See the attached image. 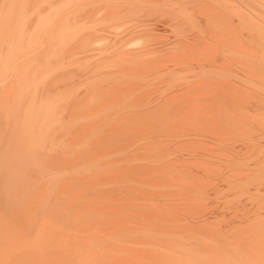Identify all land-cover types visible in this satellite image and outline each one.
I'll return each instance as SVG.
<instances>
[{
	"label": "rangeland",
	"instance_id": "rangeland-1",
	"mask_svg": "<svg viewBox=\"0 0 264 264\" xmlns=\"http://www.w3.org/2000/svg\"><path fill=\"white\" fill-rule=\"evenodd\" d=\"M31 1L32 0H0V46L3 45L0 47L1 48L0 49V61H1V66H2L1 69L4 70L3 74L5 73L2 77V79L0 78V95H1L0 123L2 125L4 123L6 124L7 128H6V131L3 129V134H4V139L6 141H8V143H9L6 147V145L3 142V150H4L3 161H4V158L6 157L7 161H8L7 163L11 162L10 161V154H11V150L15 144V140L17 138V132L21 133L22 129L26 128V125H25L26 121H24L22 123L23 126L18 125L20 122V118L22 120L24 119V117L26 116L27 105H29V103L32 100H34L32 94L27 95V96H26V94H22V95L20 94V96L18 94L23 89L22 86L30 84V80H33L36 75H39L40 80L36 81V84L38 85L37 91L39 92V95H40L39 96L40 99L38 97V100H41L42 103H43V101H44V103H46L47 102L46 99H48V101H49V99L53 100V101H57V103L53 102V105L51 104V106H53V107H51L50 103H49L47 106V109H49V111L45 112V116H47L48 118L49 117L54 118V121H52V122H54L55 124L53 123L54 126L51 127L52 124L47 123L49 120L44 121V123L42 125L43 127L40 128L39 133H38L37 129H34L32 131L35 132L34 137L37 141L47 138V135H48V141H51L52 142L51 146H53V145L54 146L52 148H50L48 151H47V149L49 147H46V148L40 147V148H38V150L35 154H31V155L39 156V158L44 163H51L54 165H55L56 161L55 162L53 161L54 162L53 163L52 159L54 158L55 160H57L58 157H60L61 161L59 163H57L59 165V167L56 164L57 169H59L62 166L61 169H59L60 171H67L66 174H68V176L75 175L76 176L75 179H78L79 177L81 178L85 175L89 176L88 179H84L85 185L83 186V188H81V187L79 188L77 185H75V192L71 196H76V198L78 200H80L84 194V191L91 193V194H94V192H98V191H101V193H104V190H109V188H112V189L114 188L115 191L116 190L130 191L131 189H133V187H134V189H136L135 187H139L140 192L143 189L142 190L143 193L142 192L140 193L138 191V189H136L140 193V195L143 196L140 198H144V199L140 200L139 198L136 197V200L138 199L139 201H135V203L138 204L140 201H142L141 204L143 205L145 202L146 204H144V206L147 205V207H146L147 209L143 206H140L141 205L140 203L138 204L139 206L137 204H133L134 198H132V197L129 198V196H126L125 199H128V200L132 199V200H130V201H132V203H131L132 208L137 205L135 207L136 209L134 208L136 215H134V217L129 215L131 218L126 216V211H125L126 209L124 207V208H122V210L120 209L121 210L120 212L118 211V213H120V215L123 214V216L121 215L117 219L118 220L120 218L125 219L127 221H124V223H128V224H132V223L136 222L138 225L135 223L137 225V228H136V225H133L134 228L138 229V226H139V229L144 230V231H148L151 234V237L141 238V240H145V241L148 240L149 245L152 246V248L150 249L152 251V254H158L159 251L163 250V248H164V247L162 248L161 246H167V244L164 242L163 239H155L154 237H152L153 231H151V230L153 229V227L151 226L152 223H150L151 224L150 225L148 223V221L153 220V219L154 220L159 219L161 221L157 220L158 222L164 223L165 221L168 222L170 220V218L173 217L175 223L171 224L172 220H170V222L167 223V224L170 223V225H168V226L164 225V226H166V229L161 228L164 226L163 225L160 226L161 224H159V225H157V227L155 226L156 228L154 227L156 229V231H159L160 229H165L164 231H166V230L169 231L170 228H172L171 230H174L173 226L175 229L177 228V230H179V229H182V227H186L187 225L194 224L193 223L194 220H197L198 223L201 221V223L205 227V229L209 230L208 231L209 235L229 236V234H230V236L233 235V237L238 238V236L242 235L240 232V231H242L244 233L243 234L244 236H241L243 240L244 239H250L252 237V235L256 236L259 239V241L257 243L258 245H256L257 247L254 248L257 252H254L255 250H253V248L251 249L249 247H245L249 250L248 252H250L251 254L257 253L259 256L264 258V255H260L261 251L264 254V234H261L260 232H258L262 226L260 227L258 225L260 228H257L258 227L257 225L254 226V227H256V229H258V231L255 229V232L244 230L245 229L244 225H247L248 222L250 220H252L253 218L259 219V220H261L262 223H264V159H263L264 158V149H263L264 148V110H263L264 109V91H263L264 90V85H263L264 84V80H263L264 66L258 64V61H262V62L264 61V56L262 55V54H264V49H263L264 48V31H263L264 30V11L252 8L251 4L247 0H222V1L221 0H212V1L211 0H209V1L208 0H141L142 2H140V0H133V1L131 0L132 1L131 4H133V5L129 4L130 0L129 1L128 0H34L33 3ZM144 1H145V3H144ZM179 1H180L181 5L179 4ZM214 1H216V2H214ZM254 1H255V3H257L259 5L264 4V0H254ZM29 2L31 3V5L34 4L35 6L33 5L31 7ZM125 2H127V4ZM215 3H217V4L219 3V4L217 5ZM209 4H214V5L211 6ZM58 5H60V7H58ZM197 5H200V6H197ZM205 5H208V7H204ZM219 5H221V6L219 7ZM27 6H28V8H27ZM100 6H102V7H100ZM54 7H56V8H54ZM184 7H188V12L190 13L192 18L188 19V22L182 21L183 17L179 18L180 23L177 26L174 23V20H172L171 17L170 18L168 17L167 13L170 10L179 9L180 10L179 14H180V16H182V14L187 13L184 10ZM33 8H35V9H33ZM199 8H201V9H199ZM208 8L210 9L209 11H207ZM220 8H222V9H220ZM38 9H39V13H41V15L43 14L42 11H44L45 13L49 12L48 20H45V22H47V23H44L45 25L42 24V26H43L42 28L40 26V28H41L40 30H38V27H39V25H38V27H37L38 31H33V30H36L35 29L36 25H35V22L33 21V19H31L32 18L31 16L34 15V17H36L37 12L35 10L38 11ZM42 9H44V10H42ZM109 9H111V10H109ZM213 9L214 10L219 9V11L223 10V12H224V10H227V12H225V14H223V13L221 14V12H219L217 10H216L217 12L212 11ZM22 10H23V12H22ZM40 10H41V12H40ZM202 10H203V12H202ZM205 10H206L207 14H208V12L212 11L215 13H219L223 16L227 15L230 19L229 20L226 19V20L229 22V24H230L229 26H231L233 28V34L226 33L225 31L220 32L218 30H214V32L217 35L220 32L219 33L220 36H219V38H217L218 36L214 35V33L212 32L213 31V29L211 28L212 26L209 27V24L206 25V23H209V22H207V20H206V18L208 19V17L205 14L206 12H204ZM230 10H232V11H230ZM263 10H264V6H263ZM33 11L35 12V14ZM100 11H101V13H99ZM26 13H29V15H27ZM110 13H112V14H110ZM103 14H104V16H103ZM92 15H94V17ZM242 15L245 17H243ZM260 15H262L263 18L258 17ZM97 16L99 18H95ZM19 17H21V18H19ZM49 18L51 21L49 20ZM91 20H93V21H91ZM12 25L13 26L20 25V26L18 27L17 30H12L11 29ZM44 26H46V27L44 28ZM91 26L94 30L91 28ZM98 26H100V27H98ZM223 26H225V25H222L220 27H223ZM25 27H26V29H28L30 27V30L28 29L26 32ZM220 27H219V29H220ZM68 28H69V31L71 32V37L69 36ZM195 28H196V30H194ZM208 28H209L211 33L209 32V30H206ZM31 29H33V30H31ZM77 29H79V31L76 33ZM103 29H104V31H103ZM185 29H187V30H185ZM99 30L102 31L103 34ZM204 30H206V31H204ZM221 30H222V28H221ZM28 31H31L33 33L27 35ZM63 31H65V32L62 33ZM57 32H59L60 34ZM91 32H92V34H89ZM93 32H96V33L98 32V33L96 34ZM58 34L61 36V37L59 36L60 39H59V37H57ZM212 35H214V36H212ZM10 36H11V38H10ZM51 36H54L55 38H52ZM92 36H94V37H92ZM211 36L213 37L211 39L212 42L210 40ZM62 37H64V40L66 39V41H64ZM69 37H70V40H69ZM61 38L64 42L61 40ZM214 38H215V41H214ZM2 39H4L3 42H2ZM50 39H51V41H53V39H54V41H53L54 43L51 41L49 43ZM90 39H92V40H90ZM179 39L182 41V43L179 42L180 41ZM36 40L39 42V43L37 42L38 44L36 43ZM60 40H61V42H59ZM68 41H69V45L66 44V43H68ZM196 41L199 43V45ZM255 42H257V43H255ZM55 43H59V44H58V47H56L57 53L54 52V54H53L52 52L55 51L54 50L55 47L53 44H55ZM49 44L50 45L52 44L54 49ZM65 44L67 47L64 49ZM183 44L186 45L187 49H186L185 45L183 46ZM256 45H258V48L255 47ZM55 46H57V44ZM253 48H255V49L252 50ZM259 48L261 49V51ZM152 49H154V51ZM250 50H251V52H249L250 53L249 54L250 56H249L246 51H250ZM186 51H188V52H186ZM44 52H46V53H44ZM157 52H159V53H157ZM254 52H256V53H254ZM17 53H18V55H17ZM50 53H52V54H50ZM184 53H185V55H184ZM189 53L190 54L193 53L195 55H188ZM245 53L247 54V56H245L246 55ZM254 54L257 55L258 57L256 58V56ZM121 55H122V58H121ZM14 56H15V58H14ZM191 56H192V58H191ZM251 56H252V58H251ZM46 57H47V59H46ZM187 57H189V58H187ZM49 58H51V60ZM182 58H183V60H182ZM246 58H248V59L246 60ZM128 59H130L132 61L129 62ZM158 59L159 60L161 59L160 62L158 61ZM195 59L196 60L198 59V60L196 61ZM68 61H71L69 65H68ZM192 61H193V64H192ZM15 62L16 63L19 62V64L17 63L18 64L17 65ZM77 62H78V64H77ZM104 62H105L106 67H104ZM158 62L160 63V65L158 64ZM195 62L197 65L195 64ZM197 62L199 63V65ZM14 63L16 66L14 65ZM183 63L185 65L187 64L186 67H190V68L187 69ZM106 64H108L110 66L108 67V65H106ZM164 65H165V67H164ZM100 66H101V68H100ZM168 66H169V68H167ZM238 66H240V67H238ZM252 66H254V67H252ZM9 67H11V68H9ZM170 67H172V68H170ZM198 67H200V68H198ZM214 67H216V68H214ZM105 68H106V71H105ZM236 68L238 70H236ZM247 68L249 70L248 72H250L252 74L247 75V73H248L246 70ZM148 69H151V71L148 72ZM178 69H180V70H178ZM190 69H191V72H190ZM198 69L199 70L201 69V70L198 71ZM206 69H207V71H206ZM17 70H19V71H17ZM138 70H139V73H137ZM140 70H142V71H140ZM140 72H143V73L140 74ZM168 72L171 75H169ZM196 72H197V74H196ZM147 73H149V74H147ZM253 73L255 75H253ZM145 74L147 76L149 75V77H147ZM172 74H174L175 76ZM191 74H193V75H191ZM218 74L219 75L224 74V77H220V78L234 80L235 81L234 83H236L240 87H241V85L243 86V87H241V91L244 90L243 91V94L245 92L244 99L245 98L246 99L243 100L242 104L244 105L245 110H247L249 112V114L245 113L244 119L240 120V124H238L237 128H235V129L229 128L228 126L231 125V122H229V121L222 122L220 124V125H222V127H221V126H212V124H210V122L207 120V121H204V123L199 127L194 126V125H192V126L190 125V128L192 127L195 130V132H194V130L192 131V128H191L189 132H191V131L194 132V134H191V133L185 132V131H188L189 129H186L183 132L182 130L184 128L181 129L180 128L181 126L179 127V129L177 126H173L174 129L170 130V131L173 130L171 133H170V131H167L166 133H164L166 129L169 130L172 126L168 127V128H166L167 126L164 127L166 129H164V128L160 129L159 128L161 130V131H159V129H157L155 126L149 125L147 127V125H146V127H145L146 132L142 128H139L136 131V133L131 132L130 134H128V136L124 135L123 137L122 136L118 137L119 135H117V134H122L123 132L117 131L112 136H109V138H107L106 140H102L106 134L107 129L111 125H113V123L121 122L119 120L120 119L122 120V118H123V121L127 120L128 118L131 117L132 114H133V117L136 116L139 112H141V110L143 111L145 109L144 107H150L151 108L152 106L157 105L156 102H158L159 99L162 102L163 99H165L164 98L165 95H166L165 97H167L168 95L171 96L173 94H176L177 92H175L174 90H177L178 88L180 89L181 83L186 82V80L192 81V80H198V79H206V77H207L208 80L213 81L215 79H218V77H217V76H219ZM260 74L261 75L263 74L262 77L260 76ZM18 75H20V76H18ZM106 75H108V76H106ZM197 75H199V76H197ZM251 75L254 77L255 81L250 80V77L253 79V77ZM209 76H211V77H209ZM245 76L246 77L248 76V77L245 78ZM197 77H199V78H197ZM260 77L262 79H260ZM145 78L147 81L149 78V81L147 82L145 80ZM150 78H151V81H150ZM172 79H173V81H172ZM220 80L221 79H218V81H220ZM258 80H260V81H258ZM149 82H151V83H149ZM162 82L164 83L163 86H165L164 90H162L163 89V86H162L163 83ZM258 82L259 83L261 82V83L259 84ZM106 84H107V86H106ZM65 86H67L68 88H66ZM99 86H102V87H100V89H101V91L103 90V92L106 93V94L104 93L105 95L102 92H100V90L97 89V87H99ZM94 87L96 89H94ZM160 87H162V89H160ZM69 88H72L73 92L70 91L71 89H69ZM135 88H136V90H135ZM154 88H155V91H154ZM165 88H167V90L169 92ZM57 89H58V91H57ZM61 90H62V92H61L62 95L60 94ZM67 90L69 91V93H71L70 97L68 96L69 93L67 92ZM93 90H98L103 96L101 95L98 98L100 93L98 94L97 91H94V92H97L96 97L98 99H96L94 97L93 98L91 97L92 99L89 98L88 95L90 93H91V96H93V94H92V93H94ZM148 90H149V93H148ZM164 91H166V93ZM146 92L148 93V95H146L147 94ZM153 92H154V94H153ZM56 93H58V94H56ZM72 93H74V94H72ZM66 94L68 96L67 98L65 96ZM249 94H251V95H249ZM53 95H54V97H56L55 98L56 100L53 98ZM145 95L148 98L144 99ZM61 96H62V98H60ZM44 97H47V98L44 99ZM252 97H254V98H252ZM66 99H68V102L71 99L70 100L71 103L70 102L68 103ZM62 100H64V101H62ZM26 103H27V105H26ZM160 103H158V104H160ZM81 104H82V106H81L82 108L80 107ZM19 106H21V108ZM231 106L237 107L238 105H236V103L233 102L230 105V107ZM8 107L10 109H8ZM77 107H78V109H76ZM230 107L228 109L226 108L227 111L230 109ZM91 108H92V111H90L91 113H90V115H88L89 114L88 110H91ZM3 109H4V112H3ZM75 109L77 111H75ZM70 110H72V111H70ZM135 111H137V113ZM23 112H24V115H23ZM78 112H79V116L77 114ZM133 112H135L136 115ZM48 113H51V114L49 115ZM73 113H75L77 115L75 116ZM83 113L85 114V116L83 115ZM253 113H254V115H253ZM12 114H14V116ZM93 115H94V117H92ZM141 115L143 116L142 113L139 116H141ZM80 116H82V117H80ZM110 116H111V118H110ZM123 116H125V117H123ZM16 117H18V118H16ZM70 117H71V119H70ZM228 117L230 120L231 117L228 115L226 118H228ZM15 118H16V120H15ZM64 118H66V119H64ZM72 118H73V120H72ZM90 118H91V120H90ZM68 120L71 121V124H72L71 129L67 128ZM81 120H82V122H81ZM92 121H94L93 123L96 124L97 127L94 124H92ZM17 122H18V124H17ZM76 122H77V124H76ZM128 123H130V121ZM128 123L123 122V124H125L126 126H128ZM206 123H208L210 125L208 126ZM85 124L87 126L84 127L83 125H85ZM10 125L13 126V128H15V130L12 129V127ZM17 126H19V127H17ZM175 127H177V128L175 129ZM97 128L100 129L101 131L96 136V134L94 132H96V130H98ZM131 130L132 129H129V132ZM180 130H181V133H178V132H180ZM207 130H209V131H207ZM83 131H85L84 132L85 134H83ZM157 131H158L159 135H158ZM155 132H156V134H155ZM14 133H16V134H14ZM172 133L176 134V135H173ZM195 133H197V135ZM92 134H93V136H92ZM23 135H25V134H23ZM146 135H147V137H146ZM18 136H19V134H18ZM87 136H88V138H87ZM143 136H145V139ZM83 137H85V138H83ZM28 138H30V133L26 135L27 140H28ZM146 138L150 139L151 144L149 143L150 141L147 140ZM155 138H156V140H155ZM189 138L191 140L192 139L193 140L192 141L188 140ZM86 139H89V140L92 139L93 141L91 144L86 145L85 144ZM170 139H171V142H170ZM17 140L19 142L20 138H17ZM159 140L161 141L160 143H159ZM198 141L200 143H198ZM201 141H202V143H201ZM146 142H147V144H146ZM165 142L166 143L168 142V144H166ZM195 142H197V143H195ZM152 143H154L153 146H152ZM161 143H162L163 147L160 145ZM144 144H145V146H143ZM191 144H192V147L195 149H193L191 147ZM198 144L201 146H199ZM203 144L205 146L206 145L208 146V144H209V146H208L209 150L207 149V146L205 147V146H203ZM147 145H149L150 148ZM156 145L158 147L160 145L161 148L160 147L158 148ZM25 146H28V144H26ZM64 146L65 147L68 146V149L70 150L69 153L66 152L68 149H65ZM155 146L157 147V149L155 148ZM184 146L187 148V150L185 149ZM146 147L149 149H145ZM199 147H200L201 151H200ZM151 148H153V149L151 150ZM154 149H155V151H154ZM64 150H65V153L63 152ZM202 150L203 151L205 150V151L202 152ZM224 150H226V151H224ZM58 152H59V155H58ZM91 152H92V154H90ZM145 152L148 154H146ZM161 152H164V153H161ZM168 152H169V154H168ZM99 153H100V155L102 154L101 157H100ZM152 153H154V154H152ZM28 154H29V151H28ZM160 154H161V156H160ZM162 154H163V156H162ZM88 155H92V156H90V159H88L89 158ZM213 155L215 157H213ZM126 156H128V157H126ZM141 156H142V158L139 159ZM51 157H52V159H51ZM149 157L151 160L148 159ZM133 158H136V159H133ZM189 158L192 161H189L190 160ZM194 158L198 161H195ZM186 159H189V160H186ZM260 159H262V160H260ZM11 160H12V158H11ZM116 161H118V162H116ZM169 161H170V163H169ZM204 161H206L207 163H204ZM21 162H23L27 165L28 158L21 160ZM201 163L203 165L205 164L206 167L201 166L202 165ZM220 163H221V165H220ZM114 164H115V166H114ZM167 164H168V166H167ZM169 164L171 166V169H169V167H170ZM139 165L142 168H143V166L147 167V168H144L142 170L143 172L141 171V173H143V174H140V175L138 173L139 170L137 171V173L139 175L137 177L139 178L140 176H142L141 178L138 179L136 177L137 173H135V171L139 168H140V170L142 169L141 167H139ZM157 165H159V166L161 165L160 166L161 171H158L160 169V167L158 166L159 167L158 168ZM184 165H185V169H182V168H184V167H182ZM96 166H99L100 168L96 167ZM135 166H136V169H133V167L135 168ZM155 166L158 169L154 168ZM174 166L176 168H177V166H179L180 170L172 169ZM95 167L97 168V170H95L96 169ZM130 167L132 168V170ZM165 167L168 169H163V170H165V173L162 175V171H163L162 168H165ZM82 168H84V170H81ZM151 168L158 171L159 174ZM118 169H120V170H118ZM152 170L154 173H152ZM206 170H208V171H206ZM209 170H212L213 172L210 174L211 171L209 172ZM129 171H131V172H129ZM24 172H25V177H22V178L20 177L17 180V187L20 189L19 195L36 196L39 193H37L38 191H36L33 188L35 183L32 182L34 185L31 183V181H33L34 179H31V180L29 179L33 175H29V173L27 171H24ZM117 172H119L118 176H117ZM133 172L135 174H133ZM166 172H168L169 174ZM181 172H183V174H185V175H183ZM195 172L197 174L200 172L199 174L202 177L197 175ZM130 174H132L135 177H132V175H131V177H132L131 178ZM144 174H145V176H144ZM175 174L179 175V176H176ZM193 174L197 175L198 178L196 176L192 177ZM61 175L66 176L65 174L64 175L61 174ZM127 175L129 176V178H127ZM156 175L157 176L160 175L158 177L159 179L154 178ZM170 175H171V177H170ZM174 175H175V177H174ZM146 176H147V178H146ZM150 176H152V177H150ZM161 176H163L165 178H163ZM52 177L54 178L55 176H52ZM61 177H60V179H58L59 181L57 180L58 182H56V183H55V181H56L57 177H56L55 181L53 180L56 186L58 185L59 182H63V180L66 179V177H65V179H61ZM149 177H150V179H149ZM173 177H174V179H173ZM177 177H179V178H177ZM206 177L209 178V181H208V178L206 180ZM45 178H47V177H45ZM45 178H44V180L47 183H45L43 186L45 189L46 197L53 198V197H51V196H53V194L51 192L53 191L52 188H55V185L54 186L51 185V183L53 181L51 183L49 182L52 180V178H51V180H49L50 177H48L47 179H45ZM130 178H131L132 182L130 181ZM134 178H136V179H134ZM211 178H213V179H211ZM177 179H178V181H177ZM120 180H121V182H120ZM202 180L203 181L205 180V181L203 182ZM23 181H24V183H22ZM128 181H130V182H128ZM183 181H184V183L186 181H188V182L191 181L189 183H196V185L195 184H192V185L188 184V182H186V184L184 185V183H182ZM215 181H217V182H215ZM148 182H151V183L149 184ZM171 182H173V183H171ZM178 182H179V185H178ZM21 183H22V185H21ZM46 184L49 185V186L47 185V187H49L50 192L46 191V189H47V187H45ZM152 184H154V185H152ZM172 184H173V186H172ZM205 185H208V186H205ZM222 185H223V187H222ZM37 186L39 187L40 185H36L35 187H37ZM125 187H127L128 189L129 188H131V189L128 190ZM205 187H207V188H205ZM208 187L210 188V190ZM166 188L168 189L167 191H166ZM198 188L199 189L201 188V190L202 189L203 190L201 191ZM21 189H25L26 191L21 192ZM176 189H178V190H176ZM33 190H35L36 192H33ZM175 190L177 192H174ZM206 190H208V191L206 192ZM187 191H188V193H187ZM39 192L41 193L42 190ZM145 192H147V193H145ZM184 192H186L187 194ZM63 194L65 195L68 193L66 191H63ZM39 195H43V194H39ZM159 195H160V197H159ZM191 195H193L194 197H197V196L198 197H197V199L195 198L196 200H194V197H193V200L191 198H189V200H192L189 202L188 197H190ZM94 197L98 198V200L94 201L95 203H93V205L91 207L92 212H93V214L99 215L98 221H100V223L107 224V221L109 220L107 215L111 214L112 202L106 201L110 198H108L104 195H94L91 197H85L84 202L92 201ZM145 197L148 200H146ZM149 198H150L151 202L149 201ZM203 198H205V199L202 200ZM104 199H105V201H103ZM199 199H201V200H199ZM153 200L156 201L157 203H161V204H158V207H157V204L154 203ZM147 201H149V204L147 203ZM171 201L173 203L175 202L174 204H176V203L178 204L180 202L181 206L179 204L178 207H175L176 208L175 209L173 206L174 205L173 203L171 206ZM13 202H14V200H12L10 203H11L13 212H15L17 209L15 207H13V204H12ZM163 202H165V203H163ZM167 202H168V204L164 205ZM193 202H194V204H193ZM197 202H199V203H197ZM162 203H163L164 207L165 206L167 207L170 203V206L167 207V208H169V210H167V208L165 209L162 206ZM177 204H176V206H177ZM191 204H193L194 206ZM217 205H218V207H217ZM159 206L162 207V209L164 208L165 211H167L166 213L171 212V210L174 209V211H172L173 212L172 214L169 213L170 214L169 217L170 216L171 217L170 218L167 217L168 214H166V213H164L166 216L163 217L161 214V211L162 212H165V211L160 209ZM138 207H143V209L142 208H140V209L141 210L145 209L148 214L151 213V214H149V216L152 215V216H150L151 219L149 216L146 217L147 219L149 217V220L145 224H142L145 221V218L138 216V215H141L140 214L141 211H139L140 209H137ZM183 208H185V210ZM196 208L199 210L197 211ZM209 208H210V210H209ZM22 210L24 212H31V210L28 207H24V206H22ZM147 213L146 214L144 213V215H147ZM174 214L175 215L178 214V215L175 216ZM180 214L183 215V219H181ZM142 215H143V213H142ZM160 215H161V217H160ZM194 215H196V216H194ZM221 215H223V216H221ZM174 216L176 218H174ZM177 216H179V218H177ZM166 217H167V220L169 219L168 221L165 219ZM193 217H195V218L193 219ZM38 219H40V216L38 217ZM64 220H66V218L55 220L51 217H49V218L47 217V220H45L46 226L44 227V230L47 228H55L56 226H59L60 222H64ZM181 220H184V222H181L183 224V226L181 223H180L181 225L175 226V225L179 224V222ZM206 220H207L208 224L206 223ZM214 220L216 222H214ZM140 221H142V222H140ZM176 221H179V222H176ZM230 221L231 222L233 221V222L231 223ZM151 222H153V221H151ZM48 223L50 226H48ZM140 224H141L142 228H141ZM185 224H187V225H185ZM51 225H53V226H51ZM143 225H144V229H143ZM202 225H200V226H202ZM233 225H235V226H233ZM260 225H262V224L260 223ZM128 226H131V225H128ZM180 226H182V227H180ZM198 226H199V224H198ZM210 226H211V228H214L215 230L210 229L209 228ZM216 226H218V227H216ZM232 226L234 227V229L236 228V230H237V226H241L242 230L239 229V230H237V233H235L234 231L232 233L231 230H234ZM231 227H232V229H230ZM157 228L158 229L160 228V229L157 230ZM225 228L227 230L228 229L229 230L226 231ZM155 229H153V230H155ZM223 229H224V231H223ZM252 229H253V227H252ZM261 230H263V228H261ZM220 231H221V233H220ZM213 232H215V233L213 234ZM223 232H225V233L223 234ZM226 233L227 234L229 233V234L227 235ZM50 234H52V233H50ZM229 239H230L229 243H233V241H235L233 238H232V242H231V238H229ZM124 240L121 239V241H119V243L120 244H132V242H130L129 240H127V239H124ZM141 240L139 239L136 241H141ZM152 240H153V242L151 243ZM145 241H144V243H147ZM167 241L168 240H166V242ZM156 242L158 243V245L156 244ZM168 242H171V241H168ZM241 243H244V242L242 241ZM246 244L248 245L249 243L246 242ZM255 244H252V245H254V247H255ZM147 245H148V243H147ZM241 246L239 245V247H241ZM236 248H237V246H236ZM104 249L105 248H103V250ZM105 250H107V248ZM234 250L236 251L235 248H234ZM240 250H241V248H240ZM168 251L170 253V250H168ZM237 251H239V248L237 249ZM241 252H242V250H241ZM179 254H180V252H179ZM163 255H164V257L167 256L166 253H164ZM258 255H256V258H258ZM178 257L184 258L186 256H181V255L176 256V258H178ZM167 258L169 260L170 256H167Z\"/></svg>",
	"mask_w": 264,
	"mask_h": 264
},
{
	"label": "bare ground",
	"instance_id": "bare-ground-1",
	"mask_svg": "<svg viewBox=\"0 0 264 264\" xmlns=\"http://www.w3.org/2000/svg\"><path fill=\"white\" fill-rule=\"evenodd\" d=\"M34 0H32L31 2L33 3ZM129 1V0H128ZM127 1V2H128ZM133 1V0H132ZM130 0V5H133L131 4L132 2ZM209 1V0H208ZM212 1V0H211ZM222 1V0H221ZM252 8H255L257 10H261V11H264L263 10V6L264 4H257L255 3L254 0H247ZM127 2H125L127 4ZM140 2H142L140 0ZM139 2V3H140ZM216 2V1H214ZM30 3V2H29ZM39 3V2H38ZM145 3V1H144ZM221 3V2H220ZM46 4V3H45ZM124 4V3H123ZM125 4V5H126ZM179 4L181 5L180 1H179ZM217 4V3H215ZM219 4V3H218ZM217 4V5H218ZM224 4V3H223ZM31 5V3H30ZM34 5V4H33ZM31 5V7L33 6ZM37 5V4H36ZM61 5V4H60ZM60 5H58V7H60ZM114 5V4H113ZM139 5V4H138ZM209 5H214V4H209ZM35 6V5H34ZM163 6V5H162ZM197 6H200V5H197ZM221 5H219L220 7ZM57 7V6H56ZM54 7V8H56ZM102 7V6H100ZM161 7V6H160ZM183 7V6H182ZM204 7H208V5H205ZM203 7V8H204ZM28 8V6H27ZM39 8V7H38ZM99 8V7H98ZM114 8V7H113ZM202 8V7H201ZM199 8V9H201ZM212 8V7H211ZM214 8V7H213ZM35 9V8H33ZM87 9V8H86ZM106 9V8H105ZM131 9V8H130ZM129 9V10H130ZM205 9V8H204ZM222 9V8H220ZM44 10V9H42ZM104 10V9H103ZM111 10V9H109ZM184 10L187 12L186 14H182V16H180L179 12L180 10L179 9H176V10H170L168 11L167 15L168 17L172 20H174V23L178 26L180 21H179V18L183 17L182 18V21L184 22H188V19H191V15L190 13L188 12V7H184ZM210 9L208 8L207 11H209ZM217 10V9H216ZM216 10H212V11H216ZM27 11V10H26ZM37 13H36V17L31 16L33 19V21L35 22V29L36 30H33V31H38L40 30L43 26L42 24L44 23H47L45 22V20H48V15H49V12H44L42 11V15L41 13H39V9L38 11L35 10ZM99 11V10H98ZM108 11V10H107ZM159 11V10H158ZM161 11V10H160ZM206 12V10L204 12H206V16L208 17V19L206 18L207 22L209 23H206V25L209 24V27H211L213 29V33L214 35H217L214 30H218V31H225L226 33H231L233 34V28L231 26H229V22L226 20V19H230L227 15H221L222 13L225 14V12H227V10H223L222 11H219V9L217 11L221 12V14L219 13H215V12ZM216 11V12H217ZM229 11V10H228ZM232 11V10H230ZM23 12V10H22ZM29 12V11H28ZM34 12V11H33ZM41 12V10H40ZM51 12V11H50ZM94 12V11H93ZM113 12V11H112ZM135 12V11H134ZM203 12V10H202ZM30 13V12H29ZM29 13H26L27 15H29ZM87 13V12H86ZM89 13V12H88ZM98 13V12H97ZM101 13V11L99 12ZM103 13V12H102ZM105 13V12H104ZM136 13V12H135ZM160 13V12H159ZM21 14V13H20ZM32 14V13H31ZM35 14V12H34ZM112 14V13H110ZM204 14V13H203ZM89 15V14H88ZM263 15V14H262ZM260 15L258 17L260 18H263V16ZM94 17V15H92ZM99 16V15H98ZM95 17V18H99V17ZM104 16V14H103ZM231 16V15H230ZM243 16V15H242ZM241 16V17H242ZM101 17V16H100ZM245 17V16H243ZM21 18V17H19ZM51 18V17H50ZM49 18V20H50ZM205 18V17H204ZM89 19V18H88ZM93 19V18H92ZM3 20V19H2ZM26 20V19H25ZM117 20V19H116ZM32 21V20H31ZM32 21V22H33ZM51 21V20H50ZM49 21V22H50ZM93 21V20H91ZM190 21V20H189ZM37 22V23H36ZM90 22V21H89ZM121 22V21H120ZM4 23V22H3ZM88 23V22H87ZM224 23V24H223ZM114 24V23H113ZM211 24V25H210ZM39 25V27H38ZM45 25V24H44ZM108 25V24H107ZM222 25H225L223 27H220ZM20 25H16V26H11V29L12 30H17L18 27ZM41 26V28H40ZM48 26V25H47ZM102 26V25H101ZM104 26V25H103ZM106 26V25H105ZM195 26V25H194ZM28 27V26H27ZM37 27H38V30H37ZM46 26H44L45 28ZM100 27V26H98ZM190 27V26H189ZM220 27V29H219ZM61 28V27H60ZM92 28V26H91ZM95 28V27H94ZM105 28V27H104ZM218 28V29H217ZM222 28V30H221ZM26 29V27H25ZM30 30V27L28 28ZM26 29V32L27 30ZM93 29V28H92ZM7 30V29H6ZM94 30V29H93ZM187 30V29H185ZM184 30V31H185ZM196 30V28L194 29ZM206 30H209L206 29ZM204 30V31H206ZM79 31V29H77L76 33ZM97 31V30H96ZM100 31V30H99ZM104 31V29H103ZM264 31V30H263ZM2 32V31H1ZM52 32V31H51ZM65 31H63L62 33H64ZM68 32H69V36L71 37V32L69 31V28H68ZM102 32V31H100ZM107 32V31H106ZM210 32V30H209ZM219 32V33H220ZM33 32L31 31H28L27 35L28 34H31ZM41 33V32H40ZM50 33V32H49ZM59 33V32H57ZM93 33H96V32H93ZM98 33V32H97ZM96 33V34H97ZM211 33V32H210ZM212 33V34H213ZM218 33V37L220 36V34ZM6 34V33H5ZM9 34V33H8ZM60 34V33H59ZM57 35V37H59L60 35ZM89 34H92L89 33ZM95 34V35H96ZM103 34V32H102ZM37 35V34H36ZM50 35V34H49ZM64 35V34H63ZM108 35V34H107ZM212 35V36H214ZM34 36V35H33ZM211 36L210 40L213 38ZM3 37V36H2ZM39 37V36H38ZM52 38H55L54 36H51ZM56 37V38H57ZM61 37V36H60ZM59 37V39H60ZM70 37H69V40H70ZM94 37V36H92ZM105 37V36H104ZM11 38V36H10ZM63 40H64V37H62ZM61 38V40H62ZM91 38V37H90ZM96 38V37H95ZM38 39V38H37ZM182 39V38H181ZM61 40L59 42H61ZM62 40V41H63ZM92 40V39H90ZM180 40V39H179ZM184 40V39H183ZM251 40V39H250ZM4 41V39H2V42ZM11 41V40H10ZM48 41V40H47ZM51 39L49 40V43H50ZM54 41V39H53ZM51 41V42H53ZM66 41V39L64 40ZM63 41V42H64ZM214 41H215V38H214ZM1 42V43H2ZM8 42V41H7ZM38 41L36 40V43ZM56 42V41H55ZM62 42V43H63ZM180 43H182V41L180 40L179 41ZM185 42V41H184ZM183 42V43H184ZM197 42V41H196ZM212 42V40H211ZM39 43V42H38ZM37 43V44H38ZM54 43V42H53ZM178 43V42H177ZM198 43V42H197ZM215 43V42H214ZM257 43V42H255ZM259 43V42H258ZM12 44V43H11ZM48 44V43H47ZM57 44V46H55ZM58 44L59 43H55L53 44L55 49L53 48V45L49 44L50 46H52V48L55 50L53 51L52 53L54 54L57 53L56 51V47H58ZM69 45V41L68 43H66ZM66 44L64 45V49L67 47ZM260 44V43H259ZM258 44V45H259ZM185 44H183L184 46ZM199 45V43H198ZM216 45V44H215ZM252 45V44H251ZM258 45H256L255 47L258 48ZM3 46V45H1ZM0 46V47H1ZM33 46V45H32ZM43 46V45H42ZM149 47V46H148ZM153 47V46H152ZM186 47V45H185ZM155 48V47H154ZM215 48V47H214ZM262 48V47H261ZM1 49V48H0ZM185 49V48H184ZM187 49V47H186ZM255 48H253L252 50H254ZM260 49V48H259ZM264 49V48H263ZM262 49V50H263ZM15 50V49H14ZM41 50V49H40ZM39 50V51H40ZM76 50V49H75ZM154 51V49H152ZM190 50V49H189ZM188 50V51H189ZM258 50V49H257ZM17 51V50H16ZM184 51V50H183ZM186 51V52H188ZM191 51V50H190ZM204 51V50H203ZM261 51V49H260ZM2 52V51H1ZM9 52V51H8ZM42 52V51H41ZM150 52V51H149ZM248 53V55L250 54L249 52L250 51H246ZM46 53V52H44ZM50 53V54H52ZM159 53V52H157ZM256 53V52H254ZM259 53V52H258ZM263 53V52H262ZM261 53V54H262ZM49 54V55H50ZM177 54V53H176ZM246 54V53H245ZM260 54V53H259ZM18 55V53H17ZM183 55V54H182ZM185 55V53H184ZM188 55H195V54H188ZM187 55V56H188ZM240 55V54H239ZM255 55V54H254ZM253 55V56H254ZM264 56V54H262ZM161 56V55H160ZM207 56V55H206ZM247 56V54L245 55ZM244 56V57H245ZM250 56V55H249ZM256 58L258 57L257 55H255ZM254 56V57H255ZM43 57V56H42ZM128 57V56H127ZM239 57V56H238ZM15 58V56H14ZM121 58H122V55H121ZM120 58V59H121ZM126 58V57H125ZM124 58V59H125ZM189 58V57H187ZM186 58V59H187ZM192 58V56H191ZM197 58V57H196ZM252 58V56H251ZM10 59V58H9ZM20 59V58H19ZM45 59V58H44ZM47 59V57H46ZM51 60V58H49ZM209 59V58H208ZM248 58H246L247 60ZM2 60V59H1ZM6 60V59H5ZM40 60V59H39ZM123 60V59H122ZM129 62L132 61L130 59H128ZM161 60V59H160ZM160 60L158 59V61L160 62ZM166 60V59H165ZM183 60V58H182ZM181 60V61H182ZM196 60V59H195ZM198 60V59H197ZM196 60V61H197ZM244 60V59H243ZM250 60V59H249ZM22 61V60H21ZM20 61V62H21ZM49 61V60H48ZM211 61V60H210ZM242 61V60H241ZM39 62V61H38ZM71 61H68V65L70 64ZM158 62V64L160 65V63ZM183 62V61H182ZM8 63V62H7ZM16 63V62H15ZM14 63V65H15ZM19 64V62H17ZM16 63V64H17ZM22 63V62H21ZM96 63V62H95ZM126 63V62H125ZM189 63V62H188ZM198 63V62H197ZM240 63V62H239ZM17 64V65H18ZM78 64V62H77ZM184 64V63H183ZM192 64H193V61H192ZM196 64V62H195ZM194 64V65H195ZM258 64L264 66V61H258ZM108 65V64H106ZM176 65V64H175ZM185 65V64H184ZM187 65V64H186ZM185 65V67H186ZM197 65V64H196ZM199 65V63H198ZM213 65V64H212ZM239 65V64H238ZM250 65V64H249ZM248 65V66H249ZM253 65V64H252ZM16 66V65H15ZM110 65H108L109 67ZM147 66V65H146ZM214 66V65H213ZM244 66V65H243ZM1 61H0V78L2 79L3 75V71L1 69ZM12 67V66H11ZM9 67V68H11ZM22 67V66H21ZM103 67V66H102ZM104 67L105 66V62H104ZM143 67V66H142ZM165 67V65H164ZM240 67V66H238ZM237 67V68H238ZM250 67V66H249ZM248 67V68H249ZM254 67V66H252ZM251 67V68H252ZM101 68V66H100ZM150 68V67H149ZM162 68V67H161ZM169 68V66L167 67ZM172 68V67H170ZM187 69L190 68V67H186ZM200 68V67H198ZM216 68V67H214ZM236 68V70H238ZM248 68L246 69L247 72L249 71ZM258 68V67H257ZM165 69V68H164ZM186 69V70H187ZM194 69V68H193ZM202 69V68H201ZM200 69V70H201ZM20 70V69H19ZM17 70V71H19ZM109 70V69H108ZM162 70V69H161ZM180 70V69H178ZM198 69V71H200ZM235 70V69H234ZM105 71H106V68H105ZM142 71V70H140ZM146 71V70H145ZM151 69H148V72H150ZM168 71V70H167ZM207 71V69H206ZM242 71V70H241ZM174 72V71H173ZM190 72H191V69H190ZM194 72V71H193ZM9 73V72H8ZM46 73V72H45ZM81 73V72H80ZM137 73H139V70L137 71ZM143 73V72H140V74ZM169 73V72H168ZM240 73V72H239ZM259 73V72H258ZM106 74V73H105ZM139 74V75H140ZM149 74V73H147ZM151 74V73H150ZM154 74V73H153ZM165 74V73H164ZM177 74V73H176ZM197 74V72H196ZM244 74V73H243ZM248 74H252L250 72L247 73ZM68 75V74H67ZM138 75V74H137ZM143 75V74H142ZM146 75V74H145ZM155 75V74H154ZM169 75H171L169 73ZM174 75V74H172ZM190 75V74H189ZM193 75V74H191ZM207 75V74H206ZM219 75V74H218ZM237 75V74H236ZM253 75H255L253 73ZM263 75V74H262ZM262 75L260 74V76L262 77ZM20 76V75H18ZM22 76V75H21ZM91 76V75H90ZM105 76V75H104ZM108 76V75H106ZM147 76V75H146ZM175 76V75H174ZM195 76V75H194ZM199 76V75H197ZM203 76V75H202ZM208 76V75H207ZM239 76V75H238ZM252 76V75H251ZM258 76V75H257ZM144 77V76H143ZM142 77V78H143ZM149 77V75L147 76ZM146 77V78H147ZM192 77V76H191ZM196 77V76H195ZM211 77V76H209ZM208 77V78H209ZM218 79H221L220 81H218V79H215L213 81H210L207 79H198V80H186V82L184 83H181V88L177 89V90H174L175 92H177L176 94H173L171 96H168L163 99V101L161 102V100L159 99V101L161 102H156L157 105L155 106H152L151 108L150 107H144L145 109L141 112H139L137 115V111L133 112L135 113L136 116L133 117V114L131 115V119L128 118L127 120H124L123 121V118L122 120L120 119L119 121L121 122H116V123H113V125H111L107 131H106V134L104 136V138L102 140H106L107 138H109V136H112L113 134H115L117 131H122L123 133L122 134H117L119 135L118 137H123L124 135L125 136H128V134H130L131 132H135L139 129V128H142L143 130H145L146 132V125L147 127L149 125H152V126H155L157 129H163L164 127L168 128V127H171L169 130L166 129L164 133H166L167 131H170L171 129H174L173 126H177L178 129L179 127L181 129H183L182 131L184 132L186 129H189L188 131H185L186 133H191V134H194L195 130L192 128V131L194 130V132H189L190 131V125H194V126H201L204 121H209L210 124H212V126H221L220 125L222 122H231V125H229L228 127L231 128V129H235L238 127V124H240V120H243L244 119V116H245V113L249 114V112L247 110H245L244 108V105L242 104L243 103V100L244 97H245V92L243 94V91H241V87H243L241 85V87L239 85H237L236 83H234L235 81L234 80H231V79H225V78H220V77H224V74H220L219 76H217ZM244 77V76H243ZM248 77V76H247ZM245 76V78H247ZM250 77V76H249ZM253 77V76H252ZM260 77V79H262ZM6 78V77H5ZM145 78V80H146ZM154 78V77H153ZM199 78V77H197ZM202 78V77H201ZM231 78V77H230ZM178 79V78H177ZM249 79V78H248ZM256 79V78H255ZM40 80V76L39 75H36L34 77L33 80H30V84H27V85H24L22 86V90L21 92L18 94L20 96V94H26L27 95H30L32 94L33 95V98L34 100H32L29 105H27V108H26V116L24 117V119L22 120L20 117V122L17 124L20 126L22 125V123L24 121L25 122V125H26V128H23L21 133L17 132V138H20V141L18 142L17 138L15 140V144L11 150V154H10V163H7V158L5 157L4 158V161H3V155H4V150H3V142L4 144L7 145L9 144L8 141H6L4 139V134H3V129L6 131V124L4 123L3 125L0 123V264H264V258H262L261 256H259L257 253H255L256 255H258V258H256V255L255 254H251L250 252H248L249 250L245 247H249V248H253V250H255L254 248H256L258 245V241L259 239L252 235V237L250 239H242L241 236H244L243 232H241L242 235L238 236L237 237H233L230 236H219V235H209L208 234V231L209 230H206L205 227L202 225L201 221L198 223L197 220H194V224H191V225H187L186 227H182L183 224L181 222H184V220H181L180 222L179 221H176V222H179V224L175 225V226H178V225H181L180 227H182V229H179L177 230V228L175 229L174 226H173V229L174 230H171L172 228L169 229V231H164L166 229V226L170 225L167 224L168 222L171 221V224L172 223H175L174 222V219L173 217H169L170 214H172L174 211L171 210V212H168L166 213L167 211H165V209L170 206V203L169 205L166 207L163 206V202L162 203V206L165 208L162 209V207H160V209H162L163 211L165 212H162L161 211V214L163 217H165L166 214L167 217L170 218V220L168 221L167 220V217L165 218L168 222H158V221H161L159 219L157 220H149V217L152 216L149 214L151 213H147V211L144 209V210H141L140 208L143 209V207H147L144 206V204H146L144 201V204L142 205L140 201L139 203L141 204L140 206H143V207H138L137 209H140L139 211L141 215H138V216H141L142 218L144 217L145 218V221L142 223V224H145L148 223H152V227L153 229H155L157 227V225L161 224L160 226H164V227H161V228H165V229H158L159 231H156L152 230L153 231V236L155 239H163L164 242L167 244V246H161L163 248V250L159 251L158 254H152V251L150 250L152 248L151 245H149V242L148 240L145 241V240H141V238H147V237H151V234L148 232V231H144V230H141L139 229V226H138V229L137 228V225L135 223H132V224H128V223H124V221H127L125 219H117L119 218L121 215L123 216V214L120 215V213H118V211L120 212L122 210V208L125 207V211H126V216L130 217H134V215H136V212L134 211V208L139 204L135 203V201H139L138 199L136 200V197L139 198L140 200L144 199V198H140V197H143L142 195H140V189L139 187H135L136 189H138V192L136 189H131V188H127L128 190L130 191H120V190H116L113 188H109V190H104V193H101V191H98V192H94V194H91V193H88L86 191H84V194L82 196V198L80 200H78L76 198V196H71L74 192H75V185H77L79 188H83V186L85 185V182H84V179H88V175H85L83 177H79L78 179H75L76 176L75 175H70L68 176V174H66L67 171H60L59 169H61V167L59 169H57V166L59 167V165L57 163H59L61 161L60 157H58L57 160H55L54 158L52 159V162L56 161L55 165L54 164H51V163H44L40 158L39 156H36V155H31V154H35L38 150V148L40 147H49L47 149V151L52 148L53 146H51V141H48V135H47V138L43 139V140H39L37 141L35 139V132L32 131L34 129H37L38 130V133L40 132V128H42L43 126V123L44 121H48L47 123H51L53 127V123L52 121H54V118L53 117H47L45 116V112H48L49 109H47V106L48 104L50 103V106L51 104L53 105V102L57 103V101H53V100H50L48 101V99H46L47 97H44V99L47 100L46 103H43L41 102V100H38V97L40 96L39 95V92L37 91V88H38V85L36 84V81ZM93 80V79H92ZM250 80H254V77L253 79L250 77ZM263 80H264V76H263ZM147 81V80H146ZM148 81H149V78H148ZM147 81V82H148ZM150 81H151V78H150ZM173 81V79H172ZM176 81V80H175ZM174 81V82H175ZM245 81V80H244ZM255 81V80H254ZM260 81V80H258ZM69 82V81H68ZM85 83V82H84ZM89 83V82H88ZM151 83V82H149ZM163 83V82H162ZM259 83V82H258ZM261 83V82H260ZM259 83V84H260ZM146 84V83H145ZM155 84V83H154ZM250 84V83H249ZM254 84V83H253ZM149 85V84H148ZM164 85V83L162 84V86ZM262 85V84H261ZM260 85V86H261ZM264 85V84H263ZM71 86V85H70ZM107 86V84H106ZM66 88H68L67 86H65ZM100 87L102 86H99L97 87L98 90H100V92H102L103 94L105 92H103V90L101 91ZM112 87V86H111ZM140 87V86H139ZM164 87L163 86V89L162 87H160V89L164 90ZM263 87V86H262ZM248 88V87H247ZM71 89L70 91H72V88H69ZM90 89V88H89ZM94 89H96L94 87ZM105 89V88H104ZM107 89V88H106ZM159 89V88H158ZM167 90V88H165ZM98 90H93L94 91H97L98 94L100 93ZM136 90V88H135ZM144 90V89H143ZM146 90V89H145ZM58 91V89H57ZM66 91V90H65ZM153 91V90H152ZM154 91H155V88H154ZM168 91V90H167ZM264 91V90H263ZM62 90L60 91V94L62 95ZM67 92L69 93V91L67 90ZM73 92V91H72ZM92 92V91H91ZM97 92H94L92 93L93 96H91V93L88 95L89 98H96L98 99L102 94L100 93V95L98 96V98L96 97V93ZM140 92V91H139ZM166 93V91H164ZM169 92V91H168ZM147 93V92H146ZM148 93H149V90H148ZM148 93L146 95H148ZM58 94V93H56ZM71 93H69V97L71 96L70 95ZM74 94V93H72ZM106 94V93H105ZM104 94V95H105ZM144 94V93H143ZM154 94V92H153ZM170 94V93H169ZM248 94V93H247ZM260 94V93H259ZM95 95V96H94ZM144 97L145 98H148V97ZM160 95V94H159ZM164 95V94H163ZM251 95V94H249ZM262 95V94H261ZM44 96V95H43ZM66 98L68 97L67 94L65 95ZM103 96V95H102ZM144 96V95H143ZM158 96V95H157ZM82 97V96H81ZM113 97V96H112ZM116 97V96H115ZM138 97V96H137ZM159 97V96H158ZM248 97V96H247ZM259 97V96H258ZM49 98V97H48ZM53 98L55 99L56 97H54L53 95ZM62 98V96L60 97ZM91 98V99H92ZM249 98V97H248ZM254 98V97H252ZM40 99V97H39ZM95 99V100H96ZM156 99V98H155ZM251 99V98H250ZM256 99V98H255ZM56 100V99H55ZM61 100V99H60ZM67 102H68V99H66ZM71 100V99H70ZM69 100V102H70ZM116 100V99H115ZM152 100V99H151ZM253 100V99H252ZM0 101H1V95H0ZM64 101V100H62ZM75 101V100H74ZM90 101V100H89ZM114 101V100H113ZM141 101V100H140ZM139 101V102H140ZM156 101V100H155ZM261 101V100H260ZM14 102V101H13ZM68 102V103H69ZM118 102V101H117ZM116 102V103H117ZM144 102V101H143ZM147 102V101H146ZM149 102V101H148ZM154 102V101H153ZM236 103V105H238L237 107L235 106H231L230 105L232 103ZM15 103V102H14ZM65 103V102H64ZM71 103V102H70ZM91 103V102H90ZM112 103V102H111ZM145 103V102H144ZM160 103V104H158ZM263 103V102H262ZM3 104V103H2ZM20 104V103H19ZM15 105V104H14ZM25 105V104H24ZM25 105V106H26ZM72 105V104H71ZM92 105V104H91ZM116 105V104H115ZM147 105V104H146ZM252 105V104H251ZM16 106V105H15ZM78 106V105H77ZM82 106V104L80 105V107ZM143 106V105H142ZM254 106V105H253ZM3 107V106H2ZM21 108V106H19ZM53 107V106H51ZM72 107V106H71ZM114 107V106H113ZM230 107V109L227 111V109ZM69 108V107H68ZM82 108V107H81ZM227 108V109H226ZM248 108V107H247ZM8 109H10L8 107ZM17 109V108H16ZM78 109V107L76 108ZM75 109V111H77ZM80 109V108H79ZM81 110V109H80ZM264 110V109H263ZM72 111V110H70ZM89 111V114L90 115V111H92V108L91 110H88ZM87 111V112H88ZM134 111V110H133ZM3 112H4V109H3ZM19 112V111H18ZM83 112V111H82ZM81 112V113H82ZM131 112V111H130ZM76 113V112H75ZM73 113L75 116L78 114L79 116V112L77 114ZM85 113V112H84ZM83 113V115L85 116V114ZM132 113V112H131ZM143 114V116H139L140 114ZM21 114V113H20ZM19 114V115H20ZM49 115L51 113H48ZM72 114V115H73ZM110 114V113H109ZM14 116V114H12ZM18 115V114H17ZM23 115H24V112H23ZM63 115V114H62ZM61 115V116H62ZM230 116V120H229V117L226 118L227 116ZM254 115V113H253ZM11 116V115H10ZM12 116V117H13ZM73 117V116H72ZM82 117V116H80ZM94 117V115L92 116ZM125 117V116H123ZM7 118V117H6ZM18 118V117H16ZM15 118V120H16ZM111 118V116H110ZM66 119V118H64ZM71 119V117H70ZM87 119V118H86ZM103 119V118H102ZM13 120V119H12ZM73 120V118H72ZM91 120V118H90ZM110 120V119H109ZM7 121V120H6ZM111 121V120H110ZM130 121V123H128ZM5 122V121H4ZM15 122V121H14ZM82 122V120H81ZM94 121H92V124ZM96 122V121H95ZM123 122H127L128 123V126H126L125 124H123ZM84 123V122H83ZM118 123V124H117ZM55 124V123H54ZM77 124V122H76ZM87 124V123H86ZM83 125L84 127L87 126V125ZM208 126L210 124L206 123ZM81 125V124H80ZM79 125V126H80ZM96 127L97 125L94 124ZM93 125V126H94ZM11 126V125H10ZM17 126V127H19ZM23 126V125H22ZM71 121L68 120L67 122V128L68 129H71ZM78 126V125H77ZM144 128H143V127ZM151 126V127H152ZM187 126V127H186ZM12 129L15 130V128H13V126H11ZM15 127V126H14ZM105 127V126H104ZM150 127V128H151ZM175 127V129L177 128ZM186 127V128H185ZM79 128V127H78ZM81 128V127H80ZM155 128V129H156ZM11 129V128H10ZM98 129V128H97ZM129 129H132L130 132H129ZM152 129V128H151ZM159 129V131H161ZM153 130V129H152ZM86 131V130H85ZM83 131V134H85ZM101 130L98 129L96 130V132H94L96 134V136L99 134ZM151 131V130H150ZM164 131V130H163ZM162 131V132H163ZM173 131V130H172ZM170 131V133L172 132ZM178 131V130H177ZM209 131V130H207ZM15 132V131H14ZM26 132V133H25ZM114 132V133H113ZM144 132V133H145ZM161 132V133H162ZM237 132V131H236ZM248 132V131H247ZM30 133V138H28V140L26 139V135ZM103 133V132H102ZM158 133V131H157ZM169 133V134H170ZM178 133H181V130L180 132ZM199 133V132H198ZM16 134V133H14ZM19 134V136H18ZM25 134V135H23ZM81 134V133H80ZM133 134V133H132ZM156 134V132H155ZM168 134V135H169ZM173 134V133H172ZM197 135V133H195ZM154 135V134H153ZM159 135V133H158ZM173 135H176V134H173ZM183 135V134H182ZM188 135V134H187ZM201 135V134H200ZM93 136V134H92ZM150 136V135H149ZM164 136V135H163ZM172 136V135H171ZM184 136V135H183ZM199 136V135H198ZM144 139H145V136H143ZM147 137V135H146ZM155 137V136H154ZM158 137V136H157ZM195 137V136H194ZM85 138V137H83ZM88 138V136H87ZM174 138V137H173ZM250 138V137H249ZM147 139V138H146ZM252 139V138H251ZM50 140V139H49ZM150 141V139H147ZM146 140V141H147ZM152 140V139H151ZM156 140V138H155ZM161 140V139H160ZM159 140V143L161 142ZM188 140H191L190 138ZM193 140V139H192ZM191 140V141H192ZM195 140V139H194ZM200 140V139H199ZM250 140V139H249ZM17 141V142H16ZM92 139L89 140V139H86L85 141V144L86 145H89L92 143ZM168 141V140H167ZM187 141V140H186ZM148 142V141H147ZM146 142V144H147ZM153 142V141H152ZM163 142V141H162ZM170 142H171V139H170ZM96 143V142H95ZM100 143V142H99ZM151 144V141L149 142ZM156 143V142H155ZM166 143V142H165ZM197 143V142H195ZM198 143H200L198 141ZM202 143V141H201ZM208 143V142H207ZM234 143V142H233ZM11 144V143H10ZM26 144H28V146H25ZM149 144V145H150ZM168 144V142L166 143ZM205 144V143H204ZM203 144V146H205ZM219 144V143H218ZM149 145H147L149 147ZM154 145V143H152V146ZM162 146V143L160 144ZM159 145V147H160ZM174 145V144H173ZM172 145V146H173ZM194 145V144H193ZM199 145V144H198ZM21 146V147H20ZM145 146V144L143 145ZM157 146V145H156ZM155 146V148L157 149V147ZM195 146V145H194ZM201 146V145H199ZM202 146V147H203ZM207 146V145H206ZM205 146V147H206ZM209 146V144H208ZM208 146H207V149H208ZM2 147V148H1ZM12 147V146H11ZM158 147V148H159ZM163 147V146H162ZM185 147V146H184ZM191 147H192V144H191ZM65 149H68V146H64ZM150 148V147H149ZM149 148H145V149H149ZM161 148V147H160ZM193 148V147H192ZM204 148V147H203ZM220 148V147H219ZM144 149V148H143ZM153 148H151L152 150ZM163 149V148H162ZM178 149V148H177ZM185 149L187 150V148L185 147ZM195 149V148H193ZM200 149V147H199ZM264 149V148H263ZM262 149V150H263ZM150 150V151H151ZM209 150V149H208ZM229 150V149H228ZM28 151H29V154H28ZM91 151V150H90ZM127 151V150H126ZM155 151V149H154ZM159 151V150H158ZM162 151V150H161ZM173 151V150H172ZM197 151V150H196ZM201 151V149H200ZM205 151V150H204ZM202 150V152H204ZM226 151V150H224ZM230 151V150H229ZM65 153V150L63 151ZM67 153L70 152V150L68 149L66 151ZM85 152V151H84ZM93 152V151H92ZM92 152L90 154H92ZM144 152V151H143ZM147 152V151H146ZM145 152V153H146ZM160 152V151H159ZM158 152V153H159ZM166 152V151H165ZM201 152V153H202ZM94 153V152H93ZM155 153V152H154ZM152 153V154H154ZM161 153H164V152H161ZM260 153V152H259ZM130 154V153H129ZM148 154V153H146ZM167 154V153H166ZM169 154V152H168ZM204 154V153H203ZM202 154V155H203ZM227 154V153H226ZM233 154V153H232ZM31 155V156H30ZM58 155H59V152H58ZM87 155V154H86ZM100 155V153H99ZM102 155V154H101ZM100 155V157H101ZM125 155V154H124ZM156 155V154H155ZM212 155V154H211ZM215 155V154H214ZM213 155V157H215ZM90 159V156L92 155H88ZM135 156V155H134ZM161 156V154H160ZM163 156V154H162ZM170 156V155H169ZM199 156V155H198ZM50 157V156H49ZM87 157V156H86ZM128 157V156H126ZM12 158V160H11ZM28 158V163L27 165L23 162H21V160L23 159H26ZM142 156L139 158L141 159ZM153 158V157H152ZM217 158V157H216ZM246 158V157H245ZM101 159V158H100ZM133 159H136V158H133ZM150 159V157L148 158ZM183 159V158H182ZM190 159V158H189ZM189 159H186V160H189ZM195 159V158H194ZM219 159V158H218ZM230 159V158H229ZM264 159V158H263ZM50 160V159H49ZM98 160V159H97ZM125 160V159H124ZM129 160V159H128ZM138 160V159H137ZM143 160V159H142ZM151 160V159H150ZM233 160V159H232ZM262 160V159H260ZM58 161V162H57ZM136 161V160H135ZM178 161V160H177ZM189 161H192L191 159ZM195 161H198L195 159ZM219 161V160H218ZM50 162V161H49ZM53 162V163H54ZM98 162V161H97ZM100 162V161H99ZM118 162V161H116ZM121 162V161H120ZM129 162V161H128ZM144 162V161H143ZM168 162V161H167ZM188 162V161H187ZM229 162V161H228ZM227 162V163H228ZM125 163V162H124ZM123 163V164H124ZM153 163V162H152ZM170 163V161H169ZM189 163V162H188ZM204 163H207L206 161H204ZM230 163V162H229ZM57 164V166H56ZM67 164V163H66ZM101 164V163H100ZM122 164V163H121ZM120 164V165H121ZM136 164V163H135ZM134 164V165H135ZM146 164V163H145ZM165 164V163H164ZM172 164V163H171ZM202 164V163H201ZM219 164V163H218ZM61 165V164H60ZM102 165V164H101ZM137 165V164H136ZM141 165V164H140ZM139 165V167H141ZM162 165V164H161ZM160 165V166H161ZM179 165V164H178ZM205 165V164H204ZM203 164L201 166L203 167H206V165L204 166ZM221 165V163H220ZM100 166V165H99ZM99 166H96V167H99ZM115 166V164H114ZM117 166V165H116ZM123 166V165H122ZM138 166V165H137ZM147 166V165H146ZM159 165H157L158 167ZM159 166V167H160ZM166 166V165H165ZM168 166V164H167ZM166 166V167H167ZM170 166V164H169ZM176 166V165H175ZM173 167L172 169H177V170H180L179 166L176 167ZM191 166V165H190ZM195 166V165H194ZM199 166V165H198ZM95 167V168H96ZM158 167V168H159ZM162 168L163 169H168V168ZM184 168L182 169H185V165L182 166ZM68 168V167H67ZM80 168V167H79ZM100 168V167H99ZM118 168V167H117ZM131 168V167H130ZM142 168V167H141ZM144 168H147V167H144L140 170L137 169L135 171V173H137V171L139 170V175L140 174H143L141 173V171L144 169ZM156 168V166L154 167ZM156 168V169H158ZM195 168V167H194ZM133 169H136V166L135 168L133 167ZM153 169V168H151ZM169 169H171V166L169 167ZM181 169V170H182ZM189 169V168H188ZM198 169V168H197ZM208 169V168H207ZM238 169V168H237ZM63 170V169H62ZM81 170H84V168H82ZM97 170V168L95 169ZM120 170V169H118ZM132 170V168H131ZM155 170V169H153ZM152 170V173H154ZM201 170V169H200ZM24 171H27L29 173V175H33L32 177H30L29 175V179H34L33 181H31V183H35V185L33 186V188L38 191L37 193L39 194H43V195H39L37 194L36 196H25V195H19V191L20 189L17 187V180L21 177H25V172ZM87 171V170H86ZM117 171V170H116ZM149 171V170H148ZM156 171V170H155ZM158 171H161V167ZM158 171H156L158 173ZM164 171V172H163ZM162 171V175L165 173V170ZM167 171V170H166ZM174 171V170H173ZM193 171V170H192ZM197 171V170H196ZM208 171V170H206ZM211 171V172H210ZM215 171V170H214ZM251 171V170H250ZM77 172V171H76ZM75 172V173H76ZM131 172V171H129ZM143 172V171H142ZM171 172V171H170ZM210 174L213 172L212 170H209ZM208 172V173H209ZM217 172V171H216ZM119 172H117V176L119 175L118 174ZM133 172V174H135ZM137 173L136 177L139 176ZM168 173V172H166ZM172 173V172H171ZM170 173V174H171ZM183 174V172H181ZM196 173V172H195ZM200 173V172H199ZM197 174L200 176V174ZM61 174H65L66 176H62ZM159 174V173H158ZM169 174V173H168ZM205 174V173H204ZM60 175V176H59ZM132 174H130V177H131ZM176 175V174H175ZM174 175V177H175ZM185 175V174H183ZM182 175V176H183ZM194 175V174H193ZM192 177H197V175H194ZM209 175V174H208ZM213 175V174H212ZM52 176H55L54 178ZM63 178H62V177ZM145 176V174H144ZM143 176V177H144ZM157 176V175H156ZM154 177V178H158L159 176L157 177ZM167 176V175H166ZM176 176H179V175H176ZM181 176V175H180ZM190 176V175H189ZM214 176V175H213ZM45 177H50L49 180H52L49 181L50 183L57 177L56 182H58L61 177V179H66L63 180V182H59L58 185L56 186L54 181L51 183L52 186L55 185V188H52L53 191L51 192L53 194V198H50V197H46V193H45V189H44V184L47 183L45 182L44 178ZM59 177V178H58ZM120 177V176H119ZM132 177H135L132 175ZM131 177V178H132ZM142 176H140L139 178H141ZM152 177V176H150ZM149 177V179H150ZM163 177V176H161ZM168 177V176H167ZM171 177V175H170ZM173 177V179H174ZM184 177V176H183ZM202 177V176H200ZM222 177V176H221ZM45 178V179H47ZM127 178H129V176L127 175ZM131 178H130V181H131ZM138 178V177H137ZM138 178V179H139ZM147 178V176H146ZM165 178V177H163ZM179 178V177H177ZM208 177H206V180H207ZM121 179V178H120ZM136 179V178H134ZM153 179V178H152ZM159 179V178H158ZM187 179V178H186ZM193 179V178H192ZM195 179V178H194ZM213 179V178H211ZM58 180V181H57ZM122 180V179H121ZM120 180V182H121ZM196 180V179H195ZM200 180V179H199ZM218 180V179H217ZM35 181V182H34ZM61 181V180H60ZM123 181V180H122ZM128 181V182H130ZM160 181V180H159ZM169 181V180H168ZM178 181V179H177ZM176 181V182H177ZM192 181V180H191ZM189 181V182H191ZM203 181V180H202ZM205 181V180H204ZM203 181V182H204ZM208 181H209V178H208ZM219 181V180H218ZM132 182V181H131ZM135 182V181H134ZM153 182V181H152ZM188 182V181H186ZM186 182L184 183V181L182 183H184V185L186 184ZM188 184H195L196 183H189ZM201 182V181H200ZM217 182V181H215ZM24 183V181L22 182ZM21 183V185H22ZM124 183V182H123ZM140 183V182H139ZM149 184L151 182H148ZM155 183V182H154ZM173 183V182H171ZM199 183V182H198ZM197 183V184H198ZM31 184V185H32ZM156 184V183H155ZM161 184V183H160ZM167 184V183H166ZM200 184V183H199ZM205 184V183H204ZM36 185H40L39 187H35ZM48 184H46L45 187H47ZM154 185V184H152ZM151 185V186H152ZM162 185V184H161ZM160 185V186H161ZM175 185V184H174ZM178 185H179V182H178ZM183 185V186H184ZM202 185V184H201ZM212 185V184H211ZM19 186V185H18ZM49 186V185H48ZM131 186V185H130ZM171 186V185H170ZM173 186V184H172ZM188 186V185H187ZM205 186H208V185H205ZM20 187V186H19ZM30 187V186H29ZM58 187V188H57ZM163 187V186H162ZM175 187V186H174ZM181 187V186H180ZM185 187V186H184ZM183 187V188H184ZM190 187V186H189ZM194 187V186H193ZM192 187V188H193ZM197 187V186H196ZM202 187V186H201ZM223 187V185H222ZM26 188V187H25ZM32 188V187H31ZM117 188V187H116ZM186 188V187H185ZM204 188V187H203ZM207 188V187H205ZM209 188V187H208ZM187 189V188H186ZM199 189V188H198ZM31 190V189H30ZM35 190H33V192H36ZM42 192L40 193L39 191ZM148 190V189H147ZM163 190V189H162ZM165 190V189H164ZM168 189L166 188V191ZM174 190V189H173ZM178 190V189H176ZM174 191V192H177V191ZM201 190V188L199 189ZM203 190V189H202ZM201 190V191H202ZM210 190V188H209ZM26 190L25 189H21V192H25ZM47 192H50V189L49 187H47L46 189ZM63 191H66L68 194H63ZM170 191V190H169ZM191 191V190H190ZM197 191V190H196ZM200 191V192H201ZM208 190H206L207 192ZM130 192V193H129ZM148 192V191H147ZM145 192V193H147ZM45 193V194H44ZM143 193V192H142ZM171 193V192H170ZM169 193V194H170ZM186 193V192H184ZM188 193V191H187ZM186 193V194H187ZM203 193V192H202ZM168 194V193H167ZM172 194V193H171ZM49 195V194H48ZM47 195V196H48ZM94 195H104L110 199L106 200V201H110L112 202V206H111V214H108L107 217L109 218V220L107 221V224H102L100 223L99 220V215L98 214H93L92 212V205L93 203H95L94 201L95 200H98V198L94 197L92 201H89V202H84V199L85 197H91V196H94ZM132 195V196H131ZM151 195V194H150ZM23 196V197H22ZM40 196V197H39ZM126 196H129L134 198V203L133 204H137L136 206H134L132 208V199H125ZM169 196V195H168ZM174 196V195H173ZM172 196V197H173ZM192 196V197H191ZM190 197H188V200L189 198H191L193 200V195H191ZM14 197V198H13ZM160 197V195H159ZM164 197V196H163ZM198 197V196H197ZM197 197H194V200L197 199ZM175 198V197H174ZM196 198V199H195ZM146 200H148L146 197H145ZM171 199V198H170ZM205 198H203L202 200H204ZM208 199V198H207ZM14 200V202L12 203L13 204V207H15L17 210L15 212H13L12 210V206H11V201ZM155 200V199H154ZM154 203L157 204V207H158V204H161V203H157L156 201H154ZM166 200V199H165ZM192 200H189L192 201ZM201 200V199H199ZM105 201V199L103 200ZM149 201H150V198H149ZM149 201H147V203L149 204ZM206 201V200H205ZM204 201V202H205ZM151 202V201H150ZM185 202V201H184ZM125 203V204H124ZM172 201H171V206H172ZM175 203V202H174ZM173 203V204H174ZM186 203V202H185ZM192 203V202H191ZM199 203V202H197ZM196 203V204H197ZM203 203V202H202ZM212 203V202H211ZM168 202L164 205H167ZM177 204V203H176ZM174 204V208L175 207H178V205L180 204V202L177 204ZM187 204V203H186ZM194 204V202H193ZM191 204V205H193ZM204 204V203H203ZM207 204V203H206ZM216 204V203H215ZM198 205V204H197ZM196 205V206H197ZM201 205V204H200ZM22 206L24 207H28L31 212H24L22 210ZM139 206V205H138ZM181 206V204H180ZM187 206V205H186ZM194 206V205H193ZM195 206V207H196ZM188 207V206H187ZM211 207V206H210ZM215 207V206H214ZM218 207V205H217ZM173 208V207H172ZM190 208V207H189ZM119 209V210H118ZM121 209V210H120ZM128 209V210H127ZM136 209V208H135ZM147 209V208H146ZM171 209V208H170ZM176 209V208H175ZM185 210V208H183ZM182 209V210H183ZM188 209V208H187ZM197 209V208H196ZM195 209V210H196ZM149 210V209H148ZM155 210V209H154ZM167 210H169V208H167ZM192 210V209H191ZM199 209H197L198 211ZM210 210V208H209ZM145 211V212H144ZM150 211V210H149ZM207 211V210H206ZM255 211V210H254ZM183 212V211H182ZM189 212V211H188ZM192 212V211H191ZM208 212V211H207ZM144 215V213L147 215ZM155 213V212H154ZM170 213V214H169ZM250 213V212H249ZM182 214V213H181ZM180 214V215H181ZM193 214V213H192ZM199 214V213H198ZM130 215V216H129ZM175 215V214H174ZM178 215V214H176ZM175 215V216H176ZM230 215V214H229ZM40 216V219H38V217ZM147 216L148 219L146 218ZM174 216V218H176ZM196 216V215H194ZM223 216V215H221ZM232 216V215H231ZM230 216V217H231ZM47 217H51L53 219H63V218H66V220H64V222H60L59 223V226H56L55 228H47L44 230V227L46 226V222L45 220H47ZM161 217V215H160ZM220 217V216H219ZM131 218V217H130ZM177 218H179V216H177ZM195 217H193L194 219ZM197 218V217H196ZM217 218V217H216ZM151 219V217H150ZM161 219V218H160ZM181 219H183V215H181ZM186 219V218H185ZM214 219V218H213ZM225 219V218H224ZM231 219V218H230ZM134 220V219H133ZM163 220V219H162ZM153 221V222H151ZM164 221V220H163ZM205 221V220H204ZM209 221V220H208ZM142 222V221H140ZM199 226H198V224ZM214 222H216L214 220ZM231 222V221H230ZM233 222V221H232ZM231 222V223H232ZM248 222V221H247ZM139 223V222H138ZM181 223V224H180ZM201 223V224H200ZM206 223L208 224L207 220H206ZM230 223V224H231ZM260 223L262 225H260ZM211 224V223H210ZM128 225H131V226H128ZM133 225H136V228H134ZM184 225V226H185ZM202 225V226H200ZM215 225V224H214ZM232 225V224H231ZM262 226L261 228H263V230H261V228L258 226L257 228H260V230L258 231V229H256V227L254 226ZM48 226L49 223H48ZM53 226V225H51ZM141 226V224H140ZM156 226V227H155ZM159 226V227H160ZM208 226V225H207ZM235 226V225H233ZM232 226V227H233ZM245 226V229L244 230H247V231H252V232H255V229L260 232L261 234H264V223L261 222V220L259 219H256V218H253L252 220H250L248 222L247 225H244ZM155 227V228H154ZM218 227V226H216ZM221 227V226H220ZM232 227L230 229H232ZM239 227V228H238ZM241 226H237V230L241 229L242 230V227L240 228ZM253 227V229H252ZM142 228V226H141ZM210 229H214V228H211V226L209 227ZM143 229H144V225H143ZM220 229V228H219ZM226 229V228H225ZM234 229V227H233ZM171 230V231H170ZM215 230V229H214ZM222 230V229H221ZM229 230V229H228ZM226 229V231H228ZM237 230L236 228L234 230H231L232 233L233 231L235 233H237ZM224 231V229H223ZM230 232V231H229ZM239 232V233H240ZM52 233V234H50ZM215 232H213L214 234ZM221 233V231H220ZM225 232H223L224 234ZM227 234V233H226ZM227 234V235H228ZM125 236V237H124ZM227 237V238H226ZM231 238V242H232V238L235 240L233 241V243H229L230 242V239ZM247 238V237H246ZM124 240V239H127L129 240L130 242H132V244H120L119 241ZM141 240V241H136V240ZM168 241H171V242H166V240ZM125 241V240H124ZM147 242V243H144ZM240 243H239V242ZM244 242V243H241V242ZM127 242V241H126ZM153 242V240L151 241V243ZM222 242V243H221ZM249 243L248 245L246 244ZM129 243V242H128ZM256 243V244H255ZM156 244L158 245V243L156 242ZM252 244H255V247L254 245ZM239 245L241 247H239ZM233 246V247H232ZM235 246V247H234ZM237 246V248H236ZM159 247V246H158ZM103 248H107V250H103ZM234 248L236 249V251L234 250ZM239 248V251H237V249ZM242 252H241V250ZM243 248V249H242ZM156 249V248H155ZM233 249V250H232ZM261 249V248H260ZM159 250V249H158ZM157 250V251H158ZM170 250V253L169 251ZM229 250V251H228ZM232 250V251H231ZM156 251V250H155ZM180 252V254H179ZM252 252V251H251ZM254 252H257L256 250ZM166 253L167 256H170L169 260L167 258V256L164 257L163 254ZM161 255V256H160ZM175 255V256H174ZM178 255H181V256H186V257H178L176 258V256ZM260 255H264L263 252L261 251L260 252Z\"/></svg>",
	"mask_w": 264,
	"mask_h": 264
}]
</instances>
